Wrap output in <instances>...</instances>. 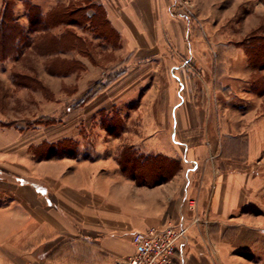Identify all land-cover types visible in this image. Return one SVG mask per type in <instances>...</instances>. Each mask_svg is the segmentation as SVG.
Returning <instances> with one entry per match:
<instances>
[{"label": "crops", "instance_id": "obj_1", "mask_svg": "<svg viewBox=\"0 0 264 264\" xmlns=\"http://www.w3.org/2000/svg\"><path fill=\"white\" fill-rule=\"evenodd\" d=\"M32 3L43 11L38 0ZM66 4L89 7V17L95 14V7L102 8L109 26L118 39L125 40L127 48L117 64L108 65L96 58L97 62L89 60V67L82 61L86 72L91 68L110 71L105 80L112 83L102 93L89 97L97 86L107 83L97 81L92 86L95 77L86 79L82 86L88 87L87 92L81 91L66 102L81 108L84 123L122 107L130 113L139 98L137 82L128 83L125 76L110 77L113 72L122 76L124 66L138 67L139 42L131 37L130 24L137 17L133 7L143 6V0H71ZM3 6L5 0H0V14ZM116 50L114 47L111 51ZM177 80L183 88V80ZM179 98L180 104L169 116L163 112L166 119L160 126L144 127L146 136L140 141L136 138L127 142L124 135L130 132L122 129L111 132L105 127L74 126L73 116L60 134L50 137H34L45 129L39 126L28 131L21 125L0 127V244L17 243L18 251L17 261L9 257L10 261L126 264L135 253V232L178 223L184 215L190 227L179 243L184 254L178 251L175 264H250L237 256L235 248L259 244V239L248 242L246 233L259 230L255 216L264 209V177L259 169L250 168L255 154L263 151L259 136L264 134V117L238 129L239 123L232 119L235 115L237 120L244 119L247 112L232 113L231 119L229 112H219L207 103L199 105L195 95L185 100L181 94ZM0 121L5 123V115L0 114ZM96 133L99 142L91 141L90 136ZM105 134L114 143L106 145ZM84 148L93 152L92 158L73 153ZM124 151L145 158L160 156L163 165L177 167V171L156 185H138L123 172L120 159ZM5 174L23 183L16 180L13 190L7 191ZM27 176H32V181ZM25 186L32 188L28 195L21 189ZM6 198H15V202L5 203ZM31 220L33 239H13L9 237L11 232L5 237V224H16L11 229L25 235L31 231ZM249 221L253 224L248 225ZM26 247H33L32 253Z\"/></svg>", "mask_w": 264, "mask_h": 264}, {"label": "rangeland", "instance_id": "obj_2", "mask_svg": "<svg viewBox=\"0 0 264 264\" xmlns=\"http://www.w3.org/2000/svg\"><path fill=\"white\" fill-rule=\"evenodd\" d=\"M24 1L10 0L15 23L11 26L16 30L8 43H0V114L5 115V126L21 125L27 131L39 126L45 128L44 131L33 136L45 134L44 136L50 137L53 133L62 132L73 116L74 126L90 125L96 129L115 127L118 131L122 129L130 132L124 135L127 142L136 138L140 141L146 136L144 127L160 126L166 119L164 113L169 116L173 107L180 104L181 94L185 100L195 95L199 105L207 103L212 109L217 107L219 112H229L228 118L231 114V119L232 113L247 112L244 119L237 120L236 115L232 119L234 123H239L236 126L238 129L251 126L264 117V0H143V6H134L133 15L136 14L137 17L136 22L130 24V35L139 42L138 67L124 66L120 72L122 76L113 72L110 77L113 78V74L117 79L125 76L123 79L128 83L137 82L139 98L133 103L134 110L128 113L122 107L115 112L113 110L111 113L101 114L102 118H95L93 122L89 118L85 123L80 113L81 108L73 106L71 101L66 102V99H71L77 93L81 94V91L85 93L88 87L83 88L82 81L86 79L95 77L91 82L92 86L97 81L107 83L105 79L110 71H94L91 68L86 72L82 61L89 67H92L89 60L95 62L96 58L106 64H117L125 57L126 42L117 39V36H109L107 32L108 40L103 41L97 36L96 29L83 22L79 25H60L50 29L47 34L42 31V27L39 32H32L30 13ZM69 1L71 0H38L43 13L50 12L52 8H65ZM4 8L5 6L2 10ZM71 8L70 13L78 9L75 5ZM77 18V15H73L70 20ZM67 29L86 40L82 51L67 48L57 52L62 48H55L53 41L42 39L50 35L60 36ZM10 43L14 45L12 52L8 50ZM52 47L56 53L50 51ZM64 47L66 45H63V49ZM114 47L117 50L112 53ZM7 52H11V55L5 56ZM252 57L257 60L258 67L252 65ZM62 65L73 72L64 75L50 71L52 67L58 70ZM178 77L184 82L183 88ZM145 79L147 82L143 85ZM81 98L82 96L79 100ZM97 136V133L91 135V141L99 142ZM99 136L104 137L101 134ZM259 138L264 143V134H260ZM106 139V145L114 143L108 135ZM85 144H88L87 141ZM73 153H78L81 157L89 154L88 158H92L93 154L85 148ZM250 168L259 169V174L264 177V147L263 151L255 154V161ZM124 173L129 175L131 172ZM147 173L150 174L149 171ZM12 176L5 174V178H8L5 185L7 191L13 190L16 180L18 184L23 183L22 179ZM27 177L32 181V176ZM148 184H152V181ZM21 189L27 195L32 192L29 186ZM188 200L187 198V203ZM13 202L15 198L5 199V203ZM251 217L252 215L249 216ZM255 218L260 222L259 230L247 231L246 238L248 242L259 239V244L248 248L237 247L235 253L250 264H264V209ZM179 224L180 221L169 225ZM249 224L252 225L253 222L249 221ZM14 226L5 224V237L11 232L9 237L13 239L34 238L32 220L29 226L31 231L25 235H18L15 229H11ZM26 249L27 252L30 249L32 253L33 247ZM17 255V243L0 244V264H17L9 259L11 257L13 261H17ZM25 255L28 257V254Z\"/></svg>", "mask_w": 264, "mask_h": 264}, {"label": "trees", "instance_id": "obj_3", "mask_svg": "<svg viewBox=\"0 0 264 264\" xmlns=\"http://www.w3.org/2000/svg\"><path fill=\"white\" fill-rule=\"evenodd\" d=\"M25 6L27 7L29 11V21L31 24L32 32H39V28H43L44 33H49L50 29H54L56 27H59L60 25L64 26H71V25H79L83 22L90 25L93 29L97 30V36L103 37L105 40H108L109 36H117L116 32L109 26V23L105 19V13L102 8H95L96 12L92 17H89L87 14V10L90 9L89 7H82V6H75L78 9L73 10L72 13H70V10L72 9V6L60 8V9H53L50 12H47L46 14H43L41 8L38 6H35L32 3V0H25ZM74 6V5H73ZM13 10L11 7L10 0H5V8L2 10L0 14V43L6 42L8 43V39H12V33L16 28L14 26V20L12 14ZM73 15H77V19H71L70 17ZM23 28V27H22ZM24 29V28H23ZM107 32V34L105 33ZM42 39L53 41V44L56 48L59 49L60 47L62 49H59L57 52H60L61 50L65 51L68 49L73 48L74 50L78 49L82 51V48L85 47V44L83 42H86V40L82 39L81 37H77L75 32L72 30H66L64 34L57 36V35H50V37L46 36ZM41 39V40H42ZM118 39V36H117ZM87 44V43H86ZM45 45V44H44ZM43 45V46H44ZM63 45H66L63 49ZM81 45V46H80ZM42 46V47H43ZM88 46V45H87ZM14 50V45L10 43V48L8 50ZM84 49V48H83ZM51 52L54 51V47L50 49ZM9 52V51H8ZM5 56H10L11 52L8 53ZM6 53V52H5ZM56 53V52H53ZM257 54L255 55V57ZM259 56V55H258ZM257 58V57H256ZM252 65L254 67H258L257 60L252 57ZM71 69L65 65H62L58 70L54 69L52 67V71L54 74H61L67 75L73 71H70ZM112 82H109L105 85H101L100 87L97 86V90H94L89 97L96 96L100 93H102L105 89H107ZM5 126V123L0 121V127ZM115 127H108V129L113 132ZM117 129V128H115ZM122 169L124 172L130 171L129 174L132 178L136 179L139 185H156L157 183H160L162 181L167 180L168 177L172 176L173 173L177 170V167H173L172 165L165 166L162 163V157L157 156L155 158H145L142 156H135L134 154H130L128 151H124L121 159H120ZM173 168V169H172ZM150 174H148V171ZM157 181H156V180ZM154 180V181H153ZM149 181H152V184H148ZM151 183V182H150Z\"/></svg>", "mask_w": 264, "mask_h": 264}, {"label": "built area", "instance_id": "obj_4", "mask_svg": "<svg viewBox=\"0 0 264 264\" xmlns=\"http://www.w3.org/2000/svg\"><path fill=\"white\" fill-rule=\"evenodd\" d=\"M195 167V166H194ZM192 202L191 207H194ZM195 220L194 223H197ZM183 217L178 226L151 227L146 231L135 232L132 237L135 253L126 264H175V257L184 249L179 248L181 240L186 238L189 225Z\"/></svg>", "mask_w": 264, "mask_h": 264}]
</instances>
